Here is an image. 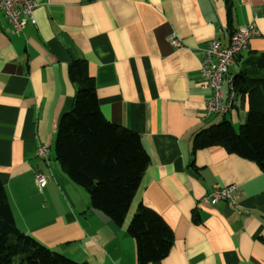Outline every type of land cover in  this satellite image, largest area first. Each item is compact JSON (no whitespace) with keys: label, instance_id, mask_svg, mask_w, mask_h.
I'll use <instances>...</instances> for the list:
<instances>
[{"label":"crops","instance_id":"crops-1","mask_svg":"<svg viewBox=\"0 0 264 264\" xmlns=\"http://www.w3.org/2000/svg\"><path fill=\"white\" fill-rule=\"evenodd\" d=\"M37 1V24L20 35L0 8V179L18 229L79 264H139L128 227L143 203L174 233L168 257L152 264H264V172L222 147L193 155L200 131L224 119L246 122L248 98L225 116L207 113L213 92L200 70L212 40L226 47L254 20L261 36L229 78L264 52V0ZM171 35L183 47L171 46ZM78 60L95 80L104 117L137 132L151 157L123 227L92 207L55 158L60 119L76 95L69 66ZM222 92L225 102L228 83ZM41 145L48 160L37 156ZM229 185L238 186L233 202H202Z\"/></svg>","mask_w":264,"mask_h":264},{"label":"trees","instance_id":"trees-1","mask_svg":"<svg viewBox=\"0 0 264 264\" xmlns=\"http://www.w3.org/2000/svg\"><path fill=\"white\" fill-rule=\"evenodd\" d=\"M87 66L83 60L69 66L76 95L73 108L60 119L55 158L70 179L87 191L92 207L123 227L151 157L137 132L104 117L96 83ZM233 85L236 103L243 98L249 101L245 124L236 129L231 121L224 119L200 131L193 141V155L201 149L222 147L257 164L264 172V52L244 62L233 78ZM128 233L136 240L139 264L166 259L174 243L172 228L156 210L143 203L134 214ZM17 262L79 264L18 229L0 179V264Z\"/></svg>","mask_w":264,"mask_h":264},{"label":"built area","instance_id":"built-area-1","mask_svg":"<svg viewBox=\"0 0 264 264\" xmlns=\"http://www.w3.org/2000/svg\"><path fill=\"white\" fill-rule=\"evenodd\" d=\"M37 0H0V8L4 11L9 23L13 27V34L23 33L28 24L36 25L35 10L38 8ZM260 31L256 20L252 23L241 26L234 31L230 44L223 46L219 40H212L201 64V75L206 81V86L213 92L212 98L207 102L206 111L209 115H227L236 105V93L233 79L229 78V69L236 62L241 54L248 52L250 42L260 37ZM174 48L183 47V43L176 35H171L168 39ZM228 83L230 94L227 101H223V85ZM37 156L41 159L50 158V148L48 145H41L37 150ZM36 184L40 188H45L48 184L47 178L41 173L35 174ZM238 191V186L229 185L219 188L202 198V202L212 205L221 201H234V195Z\"/></svg>","mask_w":264,"mask_h":264},{"label":"rangeland","instance_id":"rangeland-1","mask_svg":"<svg viewBox=\"0 0 264 264\" xmlns=\"http://www.w3.org/2000/svg\"><path fill=\"white\" fill-rule=\"evenodd\" d=\"M235 72H236V69H235ZM235 128L238 129V126H236ZM16 264H18V262Z\"/></svg>","mask_w":264,"mask_h":264}]
</instances>
